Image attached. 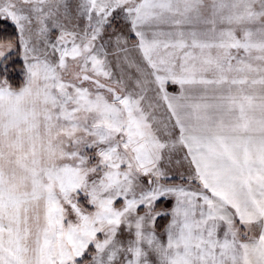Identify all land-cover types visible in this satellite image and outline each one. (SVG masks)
Segmentation results:
<instances>
[{"label": "snow or ice", "instance_id": "obj_1", "mask_svg": "<svg viewBox=\"0 0 264 264\" xmlns=\"http://www.w3.org/2000/svg\"><path fill=\"white\" fill-rule=\"evenodd\" d=\"M0 264H264V0H0Z\"/></svg>", "mask_w": 264, "mask_h": 264}]
</instances>
